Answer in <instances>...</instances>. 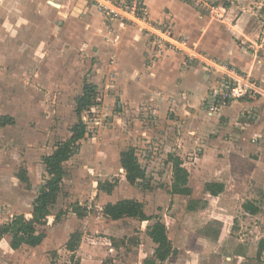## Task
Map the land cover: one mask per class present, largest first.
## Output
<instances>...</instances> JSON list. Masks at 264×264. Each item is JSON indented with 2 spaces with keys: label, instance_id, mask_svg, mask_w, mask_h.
I'll return each instance as SVG.
<instances>
[{
  "label": "rangeland",
  "instance_id": "obj_1",
  "mask_svg": "<svg viewBox=\"0 0 264 264\" xmlns=\"http://www.w3.org/2000/svg\"><path fill=\"white\" fill-rule=\"evenodd\" d=\"M181 1L215 24V33L223 39L221 45L232 41L237 50L248 53L253 68L259 62L264 65V0ZM56 12L53 8V23L58 25ZM18 17L9 16L3 22L7 29L12 25L14 30L10 31L14 38L9 43L15 45L13 56L23 53L24 43L21 45L20 40L41 46L43 51L36 61L23 60L22 56L15 57L18 62L0 59V118L9 116L15 120L13 126L0 129V225L17 215H31L33 202L48 179L42 159L71 137V129L78 122L75 99L82 94L84 82H96L100 90L97 104L82 115L88 134L79 153L65 164L67 176L49 225L39 228L46 232V240L36 249L24 247L13 253L7 245L8 236L0 247V264H144L154 258L156 245L147 232L158 219L167 226L173 248L178 250L165 264H223L225 257L236 254L244 258L239 264H256L253 260L257 245L264 241V203L256 217L245 216L240 205L217 204V199L208 209L186 215L190 199L169 194L172 167L167 152L174 149L172 138L176 130L168 128L167 119L175 120L176 115L161 106L152 107L149 90H117L115 79H94L91 73L97 63L95 53L86 54L80 48L73 51L71 43L65 46L57 41L56 30L50 38H30L35 25L32 20L24 23ZM23 28L29 30L20 38L18 30ZM2 34L0 23V54L5 42ZM41 50L35 48L37 52ZM157 97L155 100L160 101ZM130 147L136 149L146 171L145 181L135 186L120 182L111 196L101 193L96 199L98 184L113 181L123 172L120 155ZM199 150H190L183 160L192 179L193 198L202 199V179L195 160L201 154ZM23 169L28 171L30 190L17 177ZM124 199L143 203L147 216L155 219L112 222L90 215L79 220L71 212L75 204L91 208ZM66 210L67 214L55 223L54 219ZM171 217L175 222L169 221ZM205 228L212 229L221 243H206L200 234ZM77 231L89 240L99 236L113 238L117 247L83 241L73 255L66 250V244Z\"/></svg>",
  "mask_w": 264,
  "mask_h": 264
},
{
  "label": "crops",
  "instance_id": "obj_2",
  "mask_svg": "<svg viewBox=\"0 0 264 264\" xmlns=\"http://www.w3.org/2000/svg\"><path fill=\"white\" fill-rule=\"evenodd\" d=\"M146 3L152 21L169 26L176 35L185 36L212 58L250 75L260 86L261 94L254 100L232 102L211 112L212 93L219 83L216 76L200 66L188 65L182 54L168 53L159 61L148 59L145 56L150 43L147 36L137 28L106 21L85 0H57L56 4L53 0H0V23L5 40L0 59L10 62V59L22 56L23 60L36 61L41 57V46L27 45L22 40L23 53L13 56L15 45L9 43L14 38L10 31L14 30L12 25L7 29L3 22L16 15L21 22L32 20L34 28L37 27L31 28L30 38L36 39V35L50 38L56 30L57 41L65 46L71 43L73 51L78 52L80 48L86 54L89 51L95 53L97 63L91 77L115 79L117 90H149L147 94L151 95L152 107L161 106L176 115L175 120L167 119L168 128L176 130L172 138L174 149L167 153L183 159L190 150L200 149L201 154L195 160L196 171L202 179V191L206 183H223L225 192L217 198V204L243 208L251 202L259 208V213L251 215L244 208L242 211L248 217L258 216L260 205L264 203V65L259 62L253 68L248 53L237 50L232 41L221 45L223 39L215 33V24L187 3L181 0H146ZM9 5L14 7L13 11ZM53 8L57 11L54 19L58 25L53 23ZM28 30L19 29V37ZM27 47L29 51L26 52ZM35 48L41 51L37 52ZM94 85L100 90L96 82ZM155 96L160 101L155 100ZM207 177L210 180H203ZM191 183L190 177V187ZM213 232L205 228L200 234L221 243L216 233L211 235ZM5 239L8 236L4 237L0 247ZM10 242L11 237L7 244L9 248ZM241 259L244 260L236 254L235 264ZM253 262L261 264L256 258Z\"/></svg>",
  "mask_w": 264,
  "mask_h": 264
},
{
  "label": "trees",
  "instance_id": "obj_3",
  "mask_svg": "<svg viewBox=\"0 0 264 264\" xmlns=\"http://www.w3.org/2000/svg\"><path fill=\"white\" fill-rule=\"evenodd\" d=\"M97 95L98 87L85 81L82 94L75 99V112L78 122L71 129V137L59 143L51 155L44 156L42 159L48 179L40 188L33 202L31 215H17L12 217L7 223L0 225V243L5 236H10L11 250L19 251L23 247L36 249L46 240V232H41L39 228L48 227L49 225L52 208L57 203L64 180L67 176L65 164L79 153L81 142L88 134L87 124L83 121L82 115L91 112V109L97 104ZM14 124L15 120L12 117L5 116L0 118V129L13 126ZM167 161L172 167V184L169 194L173 197L178 196L190 199L186 207V215H194L197 212L208 209L211 202L225 192V185L223 183H206L204 197L202 199L193 198V190L189 185L190 172L184 160L176 154H169ZM120 164L123 172L113 181L99 183L96 188V199L101 193L108 196L112 195L120 182H126L131 186H135L145 181L146 171L139 162L135 148L130 147L121 153ZM17 177L25 185L26 190L31 189L28 171L26 169L21 170ZM243 208L251 215L259 213V208L255 207L251 202L245 204ZM71 212L79 220H85L90 215H94L99 220L112 222H119L124 219H137L140 222H150L155 219L147 216L143 203L135 199H125L102 206H92L91 208L75 204L71 206ZM66 214L67 210L61 212L54 219V222L61 221L62 217ZM169 221L172 223L175 222L172 217ZM147 234L156 245V249L154 258L152 260H146L144 264H165L168 259L178 254V251L173 248V244L169 238L167 226L159 219L149 227ZM213 234L215 232L211 233V235ZM204 239H206L205 241L209 245L215 243L208 237H204ZM83 241L94 246L117 247V243L113 238L99 236L95 240H89L83 237L82 232L77 231L70 235L66 244V250L74 255L79 250ZM234 260L235 257H225L223 264H233ZM256 261L264 264V241H260L258 245Z\"/></svg>",
  "mask_w": 264,
  "mask_h": 264
},
{
  "label": "built area",
  "instance_id": "obj_4",
  "mask_svg": "<svg viewBox=\"0 0 264 264\" xmlns=\"http://www.w3.org/2000/svg\"><path fill=\"white\" fill-rule=\"evenodd\" d=\"M109 22L137 28L149 39L145 56L159 61L168 53L185 56L188 65H197L218 78L210 111L232 102L256 99L261 94L257 81L234 66L212 58L185 36L176 35L169 26L151 20L146 0H85Z\"/></svg>",
  "mask_w": 264,
  "mask_h": 264
}]
</instances>
